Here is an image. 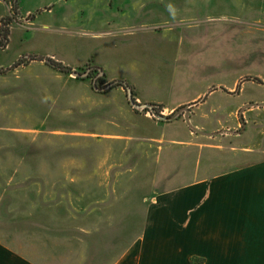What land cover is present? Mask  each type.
I'll list each match as a JSON object with an SVG mask.
<instances>
[{
  "label": "rangeland",
  "instance_id": "374dc122",
  "mask_svg": "<svg viewBox=\"0 0 264 264\" xmlns=\"http://www.w3.org/2000/svg\"><path fill=\"white\" fill-rule=\"evenodd\" d=\"M11 7L0 0V241L14 251L113 264L159 192L264 158V0Z\"/></svg>",
  "mask_w": 264,
  "mask_h": 264
},
{
  "label": "crops",
  "instance_id": "0c3cea01",
  "mask_svg": "<svg viewBox=\"0 0 264 264\" xmlns=\"http://www.w3.org/2000/svg\"><path fill=\"white\" fill-rule=\"evenodd\" d=\"M0 264H38L0 241ZM113 264H264V158L162 190Z\"/></svg>",
  "mask_w": 264,
  "mask_h": 264
},
{
  "label": "trees",
  "instance_id": "16d2710c",
  "mask_svg": "<svg viewBox=\"0 0 264 264\" xmlns=\"http://www.w3.org/2000/svg\"><path fill=\"white\" fill-rule=\"evenodd\" d=\"M4 1L11 4L12 11L16 12L19 10V3L21 0H4ZM4 21H6V19ZM9 36H10V29L0 26V37H1L0 38V49H5L8 46ZM29 60H31V61H35V60L46 61L53 68H55L61 72H65V73H72L73 72V69L71 67L65 66L63 63L55 61L54 59H51V58H44L41 56H39V57L38 56H31L29 58ZM24 62H25V58L22 57V59L15 62L14 67L22 65ZM111 86L114 88L122 87V88L127 89L128 91H130L132 93V97H134L136 95L133 86H131L128 82H126L124 80L114 81L111 84Z\"/></svg>",
  "mask_w": 264,
  "mask_h": 264
},
{
  "label": "water",
  "instance_id": "95a60500",
  "mask_svg": "<svg viewBox=\"0 0 264 264\" xmlns=\"http://www.w3.org/2000/svg\"><path fill=\"white\" fill-rule=\"evenodd\" d=\"M90 71H91V70H88V71H86L85 73H80V72H78V71H74L72 74H73L74 76H76V77H87V76H89ZM99 71H100V73H102V69H99ZM94 85H95V84H94ZM95 87H96V85H95ZM130 93H131V92H130ZM131 101H132V103L134 102V101H133V97H132V93H131Z\"/></svg>",
  "mask_w": 264,
  "mask_h": 264
}]
</instances>
